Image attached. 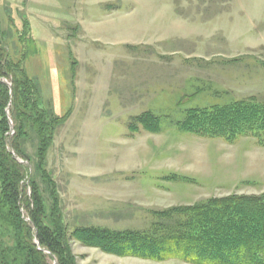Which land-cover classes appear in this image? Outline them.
Returning a JSON list of instances; mask_svg holds the SVG:
<instances>
[{"label":"rangeland","instance_id":"374dc122","mask_svg":"<svg viewBox=\"0 0 264 264\" xmlns=\"http://www.w3.org/2000/svg\"><path fill=\"white\" fill-rule=\"evenodd\" d=\"M83 21L99 31L87 33ZM0 29L14 60L26 54L43 101L67 115L47 170L69 232L144 230L151 211L264 192V148L254 138L228 144L175 126L193 109L264 101V0H0ZM146 111L162 132L129 136V118ZM23 147L32 162L35 142ZM70 247L75 264H191Z\"/></svg>","mask_w":264,"mask_h":264},{"label":"trees","instance_id":"16d2710c","mask_svg":"<svg viewBox=\"0 0 264 264\" xmlns=\"http://www.w3.org/2000/svg\"><path fill=\"white\" fill-rule=\"evenodd\" d=\"M25 37L30 38L28 21L19 41L24 43ZM25 58L11 57L0 29V264H75L71 240L151 261L264 264V192L151 211L144 230L78 226L69 232L58 185L47 170V155L67 115L56 116L43 101L38 84L26 74ZM175 126L182 133L228 144L252 137L264 148V101L248 98L193 109ZM126 128L129 136L162 132L159 117L150 111L129 118ZM25 140L35 142L32 162ZM19 159L29 162L31 170Z\"/></svg>","mask_w":264,"mask_h":264},{"label":"crops","instance_id":"0c3cea01","mask_svg":"<svg viewBox=\"0 0 264 264\" xmlns=\"http://www.w3.org/2000/svg\"><path fill=\"white\" fill-rule=\"evenodd\" d=\"M109 11V10H108ZM114 11H120V8H119V6H118V9H116V10H113V11H109V12H114ZM80 24H81V27L87 32V33H89V31H91V33L92 34H94V32H98L99 30H97L98 28H97V26L96 25H94V22H89L88 23V25H85V22L83 21V22H80ZM29 28H30V23H29ZM30 31H31V28H30ZM123 43L125 44V43H128L127 42V39L125 40V39H123V40H121V41H119L118 42V44L119 45H123Z\"/></svg>","mask_w":264,"mask_h":264},{"label":"water","instance_id":"95a60500","mask_svg":"<svg viewBox=\"0 0 264 264\" xmlns=\"http://www.w3.org/2000/svg\"><path fill=\"white\" fill-rule=\"evenodd\" d=\"M7 114H8V110H7ZM9 124H10V127H11V129H12V122H11V120H9ZM19 163H21L19 160H17ZM55 264V263H54Z\"/></svg>","mask_w":264,"mask_h":264}]
</instances>
